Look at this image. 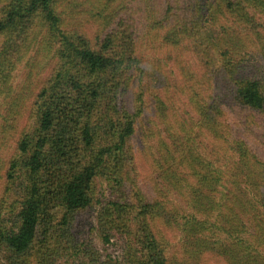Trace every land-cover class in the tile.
<instances>
[{
  "label": "rangeland",
  "instance_id": "rangeland-1",
  "mask_svg": "<svg viewBox=\"0 0 264 264\" xmlns=\"http://www.w3.org/2000/svg\"><path fill=\"white\" fill-rule=\"evenodd\" d=\"M103 1L56 0L55 10L68 28L93 41L98 36L101 21L97 13L103 9ZM118 3L121 1L113 5ZM123 5L138 22L140 37L134 54L136 64L124 74L122 92L124 110L135 126L127 184H134L147 202L160 205L155 219L147 218L146 223L164 249L167 264H264L263 205L255 202L247 217L238 205L226 202L225 194L230 182L241 192L243 183H249L243 176L246 166L240 160L236 140L264 162V113L255 117L241 113L223 95L221 73L216 72L229 62L241 78L264 83V16L255 13V25L250 27L226 12L222 16V10L213 4L205 8L197 21L210 51L207 70L187 45L173 44L177 42L172 35L177 33V26L165 0H127ZM34 36L37 45L16 60L9 78L0 84V228L4 229L17 225L21 181L18 174L15 185L6 192L10 185L5 173L27 124V106L47 77L49 59L58 46L41 25L35 28ZM212 101L221 103L216 137L201 125L200 117V111ZM196 159L205 169L209 161L212 167L220 168L225 181H221L223 188L216 189L217 193L207 194L191 176V164ZM255 165L261 166L257 162ZM196 189L210 200L202 199ZM136 190L135 196L125 193L138 205L142 197ZM121 198L112 193L109 181L96 178L85 210L68 216L63 227L58 225L61 210L54 211L51 229L47 233L38 229L26 264H146V255L139 252L142 246L136 240L141 236L139 224L127 212L124 228L117 232L118 211H113L116 207L111 202L122 205ZM245 255L257 263H251ZM5 257L4 252L0 254V264H7Z\"/></svg>",
  "mask_w": 264,
  "mask_h": 264
},
{
  "label": "trees",
  "instance_id": "trees-1",
  "mask_svg": "<svg viewBox=\"0 0 264 264\" xmlns=\"http://www.w3.org/2000/svg\"><path fill=\"white\" fill-rule=\"evenodd\" d=\"M114 1L117 0L100 3L103 9L97 13L101 21L97 28L98 36L89 41L75 28H68L65 20L59 17L55 10L56 0H0V84L9 78L16 60L37 45L34 30L38 25L50 41L58 44L49 59L51 66L47 77L35 95L32 94L33 99L27 106V124L16 142L15 156L5 173L6 182L10 185L6 192L15 185L16 176H21L18 183L20 196L16 202L19 209L17 225L0 228V254L5 253L7 264H26L25 259L34 247L38 229L41 228V233L51 229L54 211L61 210L58 225L63 227L68 223V216L85 210L90 202L92 183L98 177L109 181L115 196L121 198L123 195L122 205L111 202L117 208H112L113 211H118L117 232L124 228L127 212L133 222L139 224L141 236L136 240L142 246L139 252L146 255V264H167L164 249L146 223L147 218L155 219L154 213L160 205L147 202L134 184H127V167L132 162L130 140L135 126L133 118L124 110L122 92L126 80L124 74L136 64L134 54L140 37L138 22L132 20V12L123 5L127 0H120L117 5H113ZM165 2L172 13L174 27L177 26L178 35L172 34L177 42L173 44L187 45L207 70L210 51L198 31L197 21L205 8L213 4L222 10V16L226 12L250 27L255 25V13L264 16V0ZM247 32L251 33V29ZM216 69L221 73L220 84L222 90L225 88L223 95H227L241 113L250 117L264 113V83L241 78L229 62ZM220 104L212 101L205 111H200L201 125L206 126L214 137L220 127L217 121L222 116ZM235 142L240 160L246 166L243 176L249 183H243L241 192L235 188L238 185L230 182L226 188V202L238 205L250 217L255 202L264 207V174L261 168L264 162L258 161V156L247 150L242 141ZM251 160H255L252 167ZM256 162L261 166L255 165ZM191 166V176L198 179L207 194L217 193L216 189L223 188L221 181L225 179L219 167H212L213 162L209 161V167L205 169L196 159ZM174 188H177L175 184ZM135 190L142 197L138 205L132 203L125 193L135 196ZM194 192L202 199L210 200L199 189ZM252 218L256 220L257 217ZM258 239L260 241L259 236ZM245 257L251 263H257L248 255Z\"/></svg>",
  "mask_w": 264,
  "mask_h": 264
}]
</instances>
